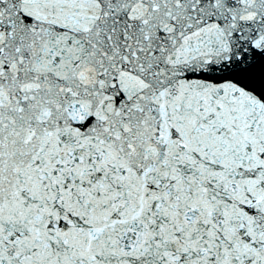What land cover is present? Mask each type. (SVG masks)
<instances>
[{
	"label": "snow or ice",
	"instance_id": "snow-or-ice-1",
	"mask_svg": "<svg viewBox=\"0 0 264 264\" xmlns=\"http://www.w3.org/2000/svg\"><path fill=\"white\" fill-rule=\"evenodd\" d=\"M0 264H264V0H0Z\"/></svg>",
	"mask_w": 264,
	"mask_h": 264
}]
</instances>
